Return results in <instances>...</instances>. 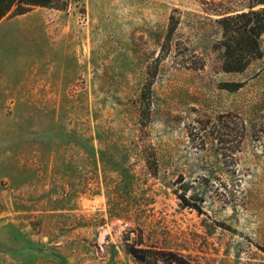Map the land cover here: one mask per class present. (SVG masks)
<instances>
[{
  "label": "rangeland",
  "instance_id": "rangeland-1",
  "mask_svg": "<svg viewBox=\"0 0 264 264\" xmlns=\"http://www.w3.org/2000/svg\"><path fill=\"white\" fill-rule=\"evenodd\" d=\"M248 5L70 0L0 22V264H264V35L242 73L216 47Z\"/></svg>",
  "mask_w": 264,
  "mask_h": 264
},
{
  "label": "trees",
  "instance_id": "trees-1",
  "mask_svg": "<svg viewBox=\"0 0 264 264\" xmlns=\"http://www.w3.org/2000/svg\"><path fill=\"white\" fill-rule=\"evenodd\" d=\"M70 0H0V22L6 19L23 16L35 9H55L62 11L68 7ZM168 36L176 29V22L169 19ZM221 35L216 47L222 53L221 70L224 73H242L255 60L261 57L260 38L264 35V0H249V5L221 16L217 19ZM147 71V83L143 88L144 107L150 103V82L155 74ZM237 85V84H236ZM235 87V86H233ZM239 87V84L238 86ZM128 253L140 263L154 264L157 259L144 256L147 253L161 254L151 250L130 247ZM167 264H172L168 262Z\"/></svg>",
  "mask_w": 264,
  "mask_h": 264
}]
</instances>
